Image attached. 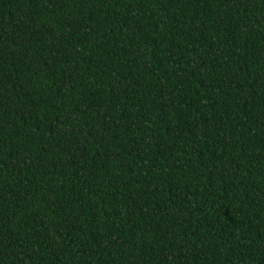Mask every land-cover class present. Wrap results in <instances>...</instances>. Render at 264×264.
Segmentation results:
<instances>
[{
    "label": "trees",
    "instance_id": "trees-1",
    "mask_svg": "<svg viewBox=\"0 0 264 264\" xmlns=\"http://www.w3.org/2000/svg\"><path fill=\"white\" fill-rule=\"evenodd\" d=\"M0 264H264V0H0Z\"/></svg>",
    "mask_w": 264,
    "mask_h": 264
}]
</instances>
